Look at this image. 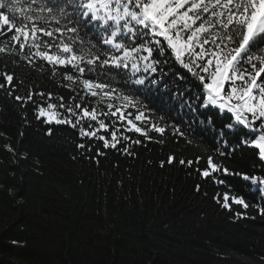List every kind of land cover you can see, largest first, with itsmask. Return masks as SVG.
Returning a JSON list of instances; mask_svg holds the SVG:
<instances>
[{
	"label": "trees",
	"instance_id": "trees-1",
	"mask_svg": "<svg viewBox=\"0 0 264 264\" xmlns=\"http://www.w3.org/2000/svg\"><path fill=\"white\" fill-rule=\"evenodd\" d=\"M6 44L13 47L0 35V47ZM36 64L39 67L15 52L0 54V73L14 74L21 94L51 92L50 101L35 96L41 106L58 103L61 95L74 103L75 92L64 86L68 81L60 75L65 70L58 69L53 76L50 65L38 60ZM85 75L96 78L95 73ZM102 79H111L125 92L138 88L119 76ZM161 79L167 81L171 94L164 87L151 92L139 87L137 97L149 116L166 122L167 132L164 136L149 132L151 142L139 137L143 143L131 146L133 155L117 149H103L106 154L98 157L85 152L78 143L95 149L102 142L82 139L68 125L41 123L34 106L20 107L0 89V264H264V216L259 214L264 192L239 176L214 174L226 181L224 185L199 176L195 169L206 167L208 154L216 155L221 121L212 127L203 114L206 110L181 107L170 96L185 82L171 76ZM85 99L88 107L107 111L103 103L96 104L97 98ZM161 116L164 120H159ZM106 123L116 125L112 130L121 127L115 118ZM173 124L181 126L192 143L174 136ZM49 127L54 129L52 136L45 134ZM228 139L235 146L240 137ZM169 155L177 160L203 159L192 167L179 163L160 167ZM216 158L231 171L264 176V164L249 147ZM197 184L202 185L199 192ZM229 186L230 194L243 196L253 206L232 205L235 211H229L216 203L213 197L222 196ZM237 211L242 215L237 217Z\"/></svg>",
	"mask_w": 264,
	"mask_h": 264
},
{
	"label": "snow or ice",
	"instance_id": "snow-or-ice-1",
	"mask_svg": "<svg viewBox=\"0 0 264 264\" xmlns=\"http://www.w3.org/2000/svg\"><path fill=\"white\" fill-rule=\"evenodd\" d=\"M0 35L13 46L0 47V54L15 52L35 67H39L37 60L45 62L53 76L58 69L65 70L60 72L68 81L64 86L75 92L71 104L61 95L58 103L38 105L35 96L50 101L52 93L27 90L21 94L15 75L9 72L0 73V89L22 108L34 106L41 123L68 125L82 139L102 142L95 149L86 142L78 143L77 148L97 157L106 154L103 149L133 155L129 149L143 143L139 137L151 142L154 138L149 132L164 136L166 122L161 124L146 113L137 91L139 87L148 92L167 89V81L161 78L171 76L185 84L170 98L193 112L206 110L203 114L212 127L221 121L216 155L208 154L206 167L195 169L199 176L220 185L226 181L216 173L239 176L264 192L260 187L264 176L231 171L216 158H227L244 146L253 149L264 164V0H0ZM86 73H95L96 78ZM116 76L138 88L125 92L114 87L111 79H102ZM92 97L107 111L88 107L85 98ZM113 118L120 122V129L112 130L116 125L106 123ZM118 131L137 137L121 136ZM45 134L52 136L54 129L47 128ZM172 134L192 143L179 125H172ZM229 135L240 137L235 146ZM201 159L177 160L169 155L160 167L174 163L192 167ZM201 188L195 186L197 192ZM230 193L229 186V191L213 199L229 211H235L232 205L253 206L243 196ZM259 214L264 216V207ZM241 215L236 212L237 217Z\"/></svg>",
	"mask_w": 264,
	"mask_h": 264
}]
</instances>
